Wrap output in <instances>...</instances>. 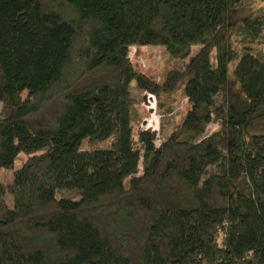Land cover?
Returning <instances> with one entry per match:
<instances>
[{"label": "trees", "instance_id": "16d2710c", "mask_svg": "<svg viewBox=\"0 0 264 264\" xmlns=\"http://www.w3.org/2000/svg\"><path fill=\"white\" fill-rule=\"evenodd\" d=\"M257 3L0 0V170L25 155L0 182V264H264ZM194 44L160 82L128 59L132 45L181 59ZM180 84V126L156 145L133 135L129 87Z\"/></svg>", "mask_w": 264, "mask_h": 264}, {"label": "rangeland", "instance_id": "374dc122", "mask_svg": "<svg viewBox=\"0 0 264 264\" xmlns=\"http://www.w3.org/2000/svg\"><path fill=\"white\" fill-rule=\"evenodd\" d=\"M256 6L264 7V0H257ZM247 9H239L231 13L230 20L235 22L248 14ZM262 30L264 35V12L261 15ZM260 53L264 56V45L260 46ZM199 49L198 44L190 46L187 55L184 58H173L169 56L161 45H132L128 47V59L132 67L139 72L149 76L156 82H160L164 73L170 68H182L188 60ZM209 64L214 66L213 50L209 51ZM237 59L230 61L227 64V73L231 75V71L235 66ZM237 87H235L236 89ZM237 90V89H236ZM130 97L133 101L134 116L131 121V130L134 135L137 130H148L154 134V144L159 140L169 135L173 130L177 129L181 120L187 111L189 105L182 95V84L169 94H162L154 97L146 92L137 91L133 85L129 87ZM24 92L21 93L23 98ZM216 128V123L211 120L206 126L205 133H208ZM257 130L264 131V124H259ZM106 146L105 142L93 143L82 142L84 148H99ZM25 155L19 153L12 163L11 169L0 170V182L5 183L10 178L11 171L16 169L24 160ZM61 195L69 198H77V193L74 191H61ZM8 202V198L5 197Z\"/></svg>", "mask_w": 264, "mask_h": 264}]
</instances>
